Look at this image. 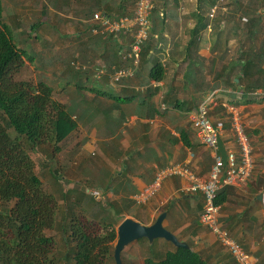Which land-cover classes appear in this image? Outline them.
Here are the masks:
<instances>
[{"label": "crops", "instance_id": "1", "mask_svg": "<svg viewBox=\"0 0 264 264\" xmlns=\"http://www.w3.org/2000/svg\"><path fill=\"white\" fill-rule=\"evenodd\" d=\"M66 2L67 21L73 25L71 35H68L71 38L69 46L73 49L68 55L73 59L80 57L88 60L86 65L91 70L94 69L91 60L95 59V65L105 66L102 74L105 76L108 72L103 51L94 50V39L97 38L94 35L101 34L92 32V16H89L93 9H97L95 12L104 11L99 9L96 0ZM157 2L167 18L165 27L160 35H156L160 39L157 49L152 52L153 55H149H152L149 61L140 63L136 76L117 84H113L111 75L109 82L103 77L96 81L93 76L84 84L83 108L90 112L80 123L79 129L61 143L57 151L62 152L63 144L71 140V150L78 151L76 156H85L82 157L85 160L80 167V175L77 170L72 176L67 175L70 179L65 191H78L77 184L83 178L84 185L79 196L84 195L86 200L130 202L135 201V196L153 183L159 170L170 165L189 163L196 174L208 176L215 162V151L202 142L193 120L200 105L209 103L210 117L220 130L227 151L235 146L233 114L229 112L230 107L234 106L241 114L251 139L255 166L249 179L220 191H223L225 198L220 205V222L257 259V264H264L263 89L245 95L242 85L235 90L224 86V66L232 65L236 51L231 53V50L233 46L238 48L237 40H230L231 50L227 54L224 50L214 51L217 37L212 23L216 22V16L207 28L195 34L201 20L199 0ZM53 5L56 6V3ZM204 10L209 16L211 9L205 7ZM125 40L129 41V38ZM155 64L162 67V80L151 78V69ZM58 75L59 72L53 73L57 79L56 85L61 87ZM236 80L239 82L238 78ZM219 82L221 85L217 87ZM74 85L72 83L68 89L75 90ZM95 87L109 91L115 97L131 95L134 98L127 103L116 104L112 98L97 97L92 91ZM72 97L77 99L75 91ZM88 161L90 163L86 164ZM185 183L181 177L167 178L149 203L147 221L134 215L135 208L142 206L137 203L128 210L131 214L124 213L127 215L125 217L130 215L150 225L163 213L166 205H171L164 221L166 228L178 238L191 243L190 247L209 264H238L216 235L200 223L203 196L200 193H183ZM162 242L165 244V241Z\"/></svg>", "mask_w": 264, "mask_h": 264}, {"label": "trees", "instance_id": "2", "mask_svg": "<svg viewBox=\"0 0 264 264\" xmlns=\"http://www.w3.org/2000/svg\"><path fill=\"white\" fill-rule=\"evenodd\" d=\"M96 1L99 2V9L108 14L133 16L135 12L134 0ZM157 1L161 0H154L155 5L151 13L152 30L143 45L141 62L151 59L152 52L160 42L156 35H160L165 27L167 18L165 12H161ZM219 1L221 2L199 0L201 20L195 34L207 28L211 19L216 16V22L212 23L217 37L214 51L224 50L227 54L231 50L229 43L232 38H236L238 44L232 65L224 66L225 79L222 83L234 90L242 85L245 95L259 88L264 92V0H250L247 4H243L242 0H233L235 8L230 3L219 8ZM55 3L56 0L53 1V4ZM215 6V15L206 16L204 8L212 10ZM223 9L226 11H222ZM95 10L97 9L90 11L93 12L92 16ZM4 12V2L0 0V203H15L9 211H0V264H57L55 242L46 231L54 229L57 224L59 200L53 193L44 189L30 149L49 143L53 147V153L59 151L61 143L79 129L80 123L90 112L83 108L84 84L93 76L96 81L103 77L109 82L117 69L131 66L132 62L124 57L120 41L115 36L94 35L97 37L94 39V50L103 51L102 56L108 73L98 77L100 66L94 64L95 59L90 63L93 70L86 65L89 61L80 57L64 67L61 66L58 69L61 85L63 88H71L72 83H75L73 87L78 95L77 99L71 97L64 103L55 97V89L50 82L17 78L26 65V60L34 63V57H30L25 49L18 46L14 29L5 21ZM239 12L240 18L236 22L232 16L238 15ZM40 25V22L33 25V30L37 31ZM90 33L93 34L91 31ZM128 38L132 40L131 37ZM163 74L159 64L152 67V79L162 80ZM126 80L129 78L122 79ZM220 85L221 82L217 87ZM92 91L97 97L114 99L116 104L127 103L134 98L131 95L115 97L110 95L109 91L96 87ZM12 131L15 134H12ZM69 195L68 191L63 194L67 216L71 219V239L66 238V241L73 242V247L68 251L65 260H73L74 264H105V260L114 254L118 229L105 216L98 221L83 213H76L72 206L83 203L85 196L81 195L76 197V201H71ZM222 195L223 191L216 200L218 205L224 202ZM134 204L136 200L114 201L105 204L104 209L110 208L113 212L111 215L117 218L128 212ZM170 208L171 205H166L162 212L169 214ZM144 239L150 244L147 238ZM179 239L183 241L181 237ZM165 242L172 244V248L160 256L154 254L156 258L148 259L147 264H209L191 247H177L170 241Z\"/></svg>", "mask_w": 264, "mask_h": 264}, {"label": "rangeland", "instance_id": "3", "mask_svg": "<svg viewBox=\"0 0 264 264\" xmlns=\"http://www.w3.org/2000/svg\"><path fill=\"white\" fill-rule=\"evenodd\" d=\"M53 1L54 0H3L5 6L4 19L6 22L10 23L11 27L14 29V37L18 46L21 49H25L30 57H34V63L29 59L26 60V65L17 75V78L35 82L40 80L50 82L55 89V97L67 103L75 90L61 88L62 85L58 87L56 85L57 79L53 77V73L58 72L61 66L64 67L73 60V58L68 55L73 49L72 46H69V44H71V38L68 37V35H71V27H73V25L67 21L66 0H56V6L53 5ZM232 1L233 0L219 1V8L229 3L235 8L236 5L232 3ZM242 2L243 4H247L250 0H242ZM226 8L227 7L224 9ZM224 9L222 11L227 10ZM229 10H231L230 7ZM92 13L93 12H89V16H92ZM239 15L240 12L238 15L234 14L232 16L234 21H238L240 18ZM39 22L41 23L39 29L34 31L32 28L33 25ZM242 23H244V21ZM57 47H59L58 50ZM235 51L236 48L233 46L231 53ZM53 54L55 57H53ZM235 99H240V97H236ZM12 134L15 133L12 131ZM71 143V140L67 143L65 142L62 152L60 151L61 153H53V147L49 143H43L30 149L36 163V171L43 181L44 189L53 193L59 200L57 224L54 229L46 231L47 235L52 236L54 239L57 264H74L73 260L70 262L65 260L68 251L73 247V242L71 243V241H69L71 239L69 236L71 219L67 216L63 194L68 187L67 180L70 179L67 175L72 176L75 170H77V173L80 175V167L85 160L82 157L85 156L82 154L81 156L80 154L76 156L78 151L71 150ZM89 163L90 161L86 164ZM83 185L84 182L82 178L80 183L77 184L76 189H78V191H71L69 193V199L71 201L74 199L76 201V197H79L82 192L81 189ZM84 199L83 203L74 204L72 208H75L76 213H83L88 218H95V220L99 221L102 216H105V218H108L109 222H113L118 229L123 218L127 216L123 214L117 218L113 217V215H111L113 212L110 208L106 207V209H104L105 204L108 202L106 203L103 200L95 202L93 199ZM150 201L142 206H135L137 208H135L136 213H134V215L143 221H147V215L150 213ZM14 203L15 202L0 203V211H9ZM128 213L131 214V212ZM66 238L69 239L68 242ZM162 241L165 240L159 238L156 239L154 243L151 244L149 242L150 244H148V241L142 238L132 242L122 252L123 263L147 264L148 259L156 258L154 254L160 256L164 254L166 250L172 248V244L168 242L164 244ZM105 264H116L114 254L105 260Z\"/></svg>", "mask_w": 264, "mask_h": 264}, {"label": "built area", "instance_id": "4", "mask_svg": "<svg viewBox=\"0 0 264 264\" xmlns=\"http://www.w3.org/2000/svg\"><path fill=\"white\" fill-rule=\"evenodd\" d=\"M133 16H116L97 11L92 16L91 30L104 37L115 36L120 41L121 51L131 66L116 70L112 76L113 84L120 83L124 78L135 75L141 63L143 45L150 37L152 30L151 13L154 0H134ZM217 6L212 8L210 15H215ZM163 14V13H162ZM132 40L126 41L127 37ZM105 72V66L100 65L98 77ZM229 112L233 114V130L235 146L227 149V162L224 160L218 141L221 132L210 117L209 103L203 102L193 120V126L202 142L215 151V162L208 176L196 174L189 163L174 164L159 170L153 183L135 196L138 205L146 204L161 189L163 182L170 177L183 178L186 183L182 187L185 194L200 193L204 199V208L200 215V223L207 227L220 243L226 247L238 264H257V259L234 238L228 229L220 222L221 208L216 203L220 191L229 185H234L249 179L255 166L254 148L246 132L240 113L234 106ZM194 156L192 153L190 154Z\"/></svg>", "mask_w": 264, "mask_h": 264}, {"label": "water", "instance_id": "5", "mask_svg": "<svg viewBox=\"0 0 264 264\" xmlns=\"http://www.w3.org/2000/svg\"><path fill=\"white\" fill-rule=\"evenodd\" d=\"M218 145L224 160L227 162V151L222 138L219 139ZM166 217L167 212H163L150 225L143 224L131 216L125 217L118 226V239L114 251L116 264H124L122 252L132 242L142 238H147L150 243H153L156 239L162 238L170 241L177 247L190 248L188 242L180 240L175 233L166 228L164 225Z\"/></svg>", "mask_w": 264, "mask_h": 264}]
</instances>
